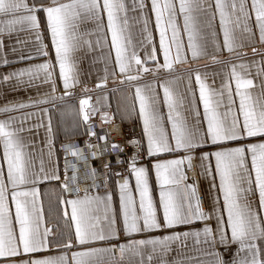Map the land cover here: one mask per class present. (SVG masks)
<instances>
[{
	"label": "snow or ice",
	"instance_id": "obj_1",
	"mask_svg": "<svg viewBox=\"0 0 264 264\" xmlns=\"http://www.w3.org/2000/svg\"><path fill=\"white\" fill-rule=\"evenodd\" d=\"M0 67V264H264V0H0ZM109 78L121 118L142 122L127 160L90 120ZM42 183L58 186L43 192L55 225Z\"/></svg>",
	"mask_w": 264,
	"mask_h": 264
},
{
	"label": "crops",
	"instance_id": "obj_2",
	"mask_svg": "<svg viewBox=\"0 0 264 264\" xmlns=\"http://www.w3.org/2000/svg\"><path fill=\"white\" fill-rule=\"evenodd\" d=\"M140 26L139 25H132L131 26V36L133 39L134 43H139V41L141 40L142 36L140 33ZM154 36L157 40L158 43V33L154 32ZM110 39V37H109ZM222 39V37H221ZM107 49H105V53H106ZM139 54L141 56H143L144 52L142 48H138ZM101 53L100 52H93V53H89L87 55V57L85 59L82 60L81 62V71L83 74V78L85 80V82L88 84L89 87H92L95 83L98 82V77L103 76V69H104V62L102 60L97 59L96 63H92L93 59L96 57H99ZM113 57H114V52H113ZM245 59H251V57H245ZM220 65H212L209 64L208 68H201L200 70L203 72L205 70L212 72V71H219L220 70ZM7 71L6 68H2L0 67V72H4ZM211 79V77H210ZM216 83L217 85H219L220 76H217L216 78ZM116 87V85H113L111 82V78H109V84H108V88L106 89H100V90H94L92 92H90L89 94H93L94 95V108L99 109V111L96 112L95 115L91 116L90 120L91 122H93L96 126H98V130L97 133L100 135L104 134L105 128H104V123L101 121L100 118V113L101 112H108L109 116L111 117V122H120L126 129V131L129 132H136L140 135V137H142V122L139 119L138 116V108H137V112L134 113L132 116L130 117H126V118H121V113L118 111V104L121 102V96L119 92H112V88ZM233 88H234V84H233ZM181 89H183V85H181ZM8 98L9 99H13V98H17L15 93H11L9 92L8 94ZM20 95H23V93H21ZM161 96H162V91H161ZM97 97H100L101 99L99 100V102L97 101ZM106 97V98H105ZM3 102V97H0V103ZM78 104V101H77ZM161 111L164 112L166 114L167 110L166 108H163V106H161ZM201 111H202V107H201ZM53 126H54V130H55V135H56V147L59 148V145L62 141H64V132H63V127L61 125L58 124V117L54 116L53 117ZM84 125H81L80 127V131L79 134L74 136L73 139L79 143L81 146H83V141L88 139V137L84 134ZM43 135H44V131L43 129L40 130V135L37 137L38 140H42L43 139ZM102 143V142H101ZM205 151H207L208 149L205 148ZM0 154H2V146H0ZM106 159L110 160L111 166H114V163L116 162V155H113L112 153H108L107 156L105 157ZM162 158H167V157H162ZM69 159H73L72 157H69ZM59 162H60V167L61 170L63 169V162H64V155L63 152H59ZM75 162V161H74ZM147 162V161H145ZM82 163V162H81ZM92 165L95 167L99 166V160L97 159H93L92 160ZM37 167H39V162L37 161ZM81 172H83V168H81ZM198 179V188H199V193L201 195L202 200L204 201V206L207 207V189H208V185H209V180L207 178H203V177H197ZM115 177H113V181H115ZM130 180V185L134 188L135 185V178L130 176L129 177ZM153 181H154V177H153ZM90 182V181H89ZM191 182V181H189ZM41 187V193H42V201H43V207H44V213H45V218L48 222V225H55L56 224V220L51 219L50 216H54L56 214L55 209H56V199L55 196H50V195H44V188H51V187H58L55 184H48V183H42L40 185ZM155 187V184H154ZM156 195L158 196V192L156 193ZM118 200V197H117ZM51 204L52 206V213L49 214L48 209H49V205ZM13 207V212H14V206ZM63 207V206H61ZM70 211V209H69ZM61 224L63 223V221L60 222Z\"/></svg>",
	"mask_w": 264,
	"mask_h": 264
},
{
	"label": "built area",
	"instance_id": "obj_3",
	"mask_svg": "<svg viewBox=\"0 0 264 264\" xmlns=\"http://www.w3.org/2000/svg\"><path fill=\"white\" fill-rule=\"evenodd\" d=\"M93 123V122H91ZM94 124V123H93ZM95 125V124H94ZM98 126L95 125V131L97 132ZM105 131H107L108 138L112 142H116L122 145L123 153L121 154V159L127 160L131 157L133 151H135L134 147L127 143L128 140L131 139H141L140 135L136 132L126 131L125 127L120 122H108L104 123ZM93 142H95V137L92 138ZM116 155V153H112ZM146 161V159H145ZM144 161V162H145ZM113 172H119L127 175V164H117L114 163L112 167ZM115 179H119V177H115Z\"/></svg>",
	"mask_w": 264,
	"mask_h": 264
},
{
	"label": "water",
	"instance_id": "obj_4",
	"mask_svg": "<svg viewBox=\"0 0 264 264\" xmlns=\"http://www.w3.org/2000/svg\"><path fill=\"white\" fill-rule=\"evenodd\" d=\"M91 97L90 104L94 106V95L93 94H88Z\"/></svg>",
	"mask_w": 264,
	"mask_h": 264
},
{
	"label": "trees",
	"instance_id": "obj_5",
	"mask_svg": "<svg viewBox=\"0 0 264 264\" xmlns=\"http://www.w3.org/2000/svg\"><path fill=\"white\" fill-rule=\"evenodd\" d=\"M113 166H111V168H112Z\"/></svg>",
	"mask_w": 264,
	"mask_h": 264
}]
</instances>
